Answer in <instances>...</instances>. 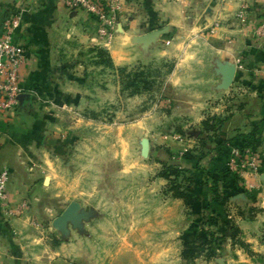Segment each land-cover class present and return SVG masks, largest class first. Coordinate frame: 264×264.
<instances>
[{
    "label": "crops",
    "instance_id": "1",
    "mask_svg": "<svg viewBox=\"0 0 264 264\" xmlns=\"http://www.w3.org/2000/svg\"><path fill=\"white\" fill-rule=\"evenodd\" d=\"M241 7L246 10L247 24L235 18ZM10 16L19 19L13 40L25 50L19 72L24 93L50 97L55 104L70 106L69 99L86 90L79 77L87 71L83 61L90 49H103L115 67L132 66L151 56L174 59L165 86L172 101L168 119L197 132L187 143L169 141L165 147L174 154L193 150L206 117L225 120L209 141L201 166L221 182L220 206L229 201L241 208L264 210L260 175L245 174L241 182L247 188L245 193L224 173L231 149L252 128L261 137L259 151L264 156V39L254 34L264 19V0H124L109 42L98 38L92 17L67 8L63 0H0V30ZM154 31L161 33L153 41L137 42ZM43 111L35 98L17 102L12 111L0 116V172L6 168L11 176L7 189L11 213L0 208V264H158L160 251L167 247L165 235L173 234L172 245L176 246L180 244L176 235L182 233L179 227H166L165 204L158 208L159 202L157 213H141L147 222L140 226L99 223L92 229L83 228L76 240L63 238L73 230L69 226L73 214L48 209L47 204L65 201L60 197L67 198L63 191L69 188V179L60 176L62 167L47 145V128L58 131L59 125L45 126L47 114ZM85 121L78 119L64 129L82 128ZM147 123L143 118V133L149 130ZM150 152L164 154L162 150ZM184 166L197 173L193 164ZM197 177L201 179L198 173ZM154 185H163L161 178ZM189 194L193 209L209 204L207 186L195 184ZM23 202L27 207L20 210ZM124 211L125 218L133 216L128 209ZM156 215L162 224L158 221L157 226H150L148 220ZM258 221H264V212L253 222L242 223L255 225ZM86 231H92L88 232L93 235L92 243L85 237Z\"/></svg>",
    "mask_w": 264,
    "mask_h": 264
},
{
    "label": "rangeland",
    "instance_id": "2",
    "mask_svg": "<svg viewBox=\"0 0 264 264\" xmlns=\"http://www.w3.org/2000/svg\"><path fill=\"white\" fill-rule=\"evenodd\" d=\"M84 60L87 71L79 77V83L86 84L87 88L79 97L69 99L72 105L55 104L50 97L35 96L43 114H47L43 124L56 123L60 128L55 131L57 129L46 127L47 145L51 156L62 167L60 176L69 179V188L63 191L68 196L60 197L65 200L63 203L47 205L48 209L73 214L69 222L73 230L63 238L76 240L83 228L92 229L99 223L110 226L112 222L120 228L140 226L147 222L141 213H157L159 202L158 208L165 204L166 227H179L182 233L176 235V239L180 238L176 246L172 245L173 234L165 235L167 247L160 251L158 264H264V221L255 225L242 223L253 222L263 209L256 206L245 209L229 201L222 206L216 201L214 206L210 195L209 204L193 209L192 201L187 207L166 190V180L161 178L163 185H154L162 163H181L183 153H171L166 144L169 141L187 143L197 132L194 127L183 129L186 124L172 123L168 119L172 101L171 92L165 86L174 59L151 56L132 66L115 67L107 52L97 48L90 49ZM143 118L148 121L145 125L149 124V130L144 133ZM78 119H86L82 128L64 129L74 126ZM143 139L149 142L147 157L141 156ZM151 149L162 150L164 154L152 155ZM171 155L176 157L171 158ZM238 176L243 184L245 175ZM242 184L238 188L246 193L247 188ZM176 200H180V205L173 204ZM47 205L42 206L43 209ZM26 207L24 202L20 204V210ZM250 208L256 211L250 213ZM126 209L134 217L125 218ZM238 212L244 216L240 217ZM249 215L253 219H249ZM148 221L150 226L163 222L157 215L156 219ZM236 230L237 238L254 256L232 245ZM88 232L92 231H86L85 237L92 243L93 235ZM209 233L215 240L211 258L207 259L201 239L207 240ZM89 253L93 254V250Z\"/></svg>",
    "mask_w": 264,
    "mask_h": 264
},
{
    "label": "built area",
    "instance_id": "3",
    "mask_svg": "<svg viewBox=\"0 0 264 264\" xmlns=\"http://www.w3.org/2000/svg\"><path fill=\"white\" fill-rule=\"evenodd\" d=\"M65 6L71 10H82L92 17L96 24V33L99 39L109 42L113 37L119 15L123 11L124 0H63ZM240 24L249 22L244 7L235 14ZM19 26V19L7 17L0 30V116L12 111L17 104V97L24 93L20 84V68L25 59V50L13 40V32ZM256 37L264 39V19L254 30ZM1 135V133H0ZM259 160L249 150L231 149L227 168L238 175L247 173L257 176ZM10 172L6 168L0 172V208L8 212L7 189L10 183Z\"/></svg>",
    "mask_w": 264,
    "mask_h": 264
},
{
    "label": "trees",
    "instance_id": "4",
    "mask_svg": "<svg viewBox=\"0 0 264 264\" xmlns=\"http://www.w3.org/2000/svg\"><path fill=\"white\" fill-rule=\"evenodd\" d=\"M224 121L225 120L219 119L217 117H206L201 123V131L199 137L197 138V148L184 152L180 156V164H171L170 162H165L161 164L162 168L158 172L157 177L166 180V190L171 193L173 197L182 200L185 206L187 207H190L191 205L189 189L195 184L207 186L209 195L211 197V204L213 202H219L222 200L220 192L221 182L219 180H214L213 178H211L210 175L206 172V170L202 168L201 162L207 156V145L209 141H211L212 137L216 134V132L221 129ZM261 144L262 140L257 128H252L249 133L243 136L242 143L237 146L242 151L249 150L254 156L258 158L259 164L257 167V172L259 175L264 173V156L259 151ZM170 157L173 158L176 156L171 155ZM185 163L193 164L195 170L201 176V179H198L197 173L193 172L190 168L184 166ZM224 173L228 174L232 178L234 184H236L238 187L240 186L241 179L239 178L237 173L231 172L227 167L224 170ZM253 211L256 210H253L251 208L249 209L250 213ZM238 215L240 217L244 216L242 212H238ZM248 218L253 219V216L249 215ZM237 236L238 231L236 230V234L232 238V245L240 247L249 256H254L253 252L248 249V246L243 241L238 239ZM208 237L209 238L207 240L201 239V247L206 251L207 259L211 258L210 252H212L214 249L213 243L215 240L214 235L211 233L208 234Z\"/></svg>",
    "mask_w": 264,
    "mask_h": 264
},
{
    "label": "water",
    "instance_id": "5",
    "mask_svg": "<svg viewBox=\"0 0 264 264\" xmlns=\"http://www.w3.org/2000/svg\"><path fill=\"white\" fill-rule=\"evenodd\" d=\"M161 33V31H154V32H151L145 36H142V37H139L137 39V42L138 43H146L148 41H153L157 36H159V34ZM35 97L32 96L31 94H27V93H23V94H20L18 97H17V101L20 102V103H23L24 101H31V100H34ZM148 153H149V142L147 139H143L141 141V156L142 157H147L148 156ZM260 178L262 180H264V173L260 175Z\"/></svg>",
    "mask_w": 264,
    "mask_h": 264
}]
</instances>
